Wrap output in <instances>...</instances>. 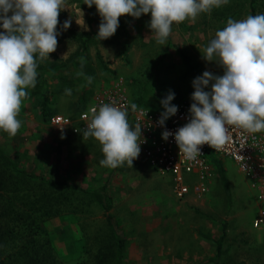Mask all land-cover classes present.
I'll list each match as a JSON object with an SVG mask.
<instances>
[{
  "label": "rangeland",
  "instance_id": "374dc122",
  "mask_svg": "<svg viewBox=\"0 0 264 264\" xmlns=\"http://www.w3.org/2000/svg\"><path fill=\"white\" fill-rule=\"evenodd\" d=\"M66 4L61 18L70 19L71 27L65 31L58 24L56 51L38 61V83L26 89L18 116L21 128L14 137L0 130V148L28 175L24 202L35 200L41 239L50 243L58 263L119 264L124 239L121 264H264V229L254 228L264 201L232 159H213L223 164L228 187L215 168L204 194L192 187L179 199L171 177L157 174L141 153L133 167H103L99 141L60 132L51 122L54 116H75L116 85L138 108L162 113L161 100L169 92L179 108L191 101L195 77L206 70L223 74L201 50L230 17L264 13V0H229L195 21L174 23L166 45L152 36L150 13L139 19L122 15L116 33L101 41L96 6L84 0ZM50 182L60 185L51 188ZM185 182L196 178L185 175Z\"/></svg>",
  "mask_w": 264,
  "mask_h": 264
},
{
  "label": "clouds",
  "instance_id": "9594fccd",
  "mask_svg": "<svg viewBox=\"0 0 264 264\" xmlns=\"http://www.w3.org/2000/svg\"><path fill=\"white\" fill-rule=\"evenodd\" d=\"M227 3L229 0H84L89 8L95 5L101 17L96 35L101 41L116 33L122 15L139 19L150 13L148 27L161 45H166L174 23L195 21L201 13ZM65 8L66 0H0V130L9 137L22 126L18 116L28 95L26 89L38 83V61L50 59L57 49L61 35L58 17ZM71 23L65 20L62 28L66 31ZM201 52L205 61L222 67L223 74L206 70L195 77L189 121L175 133H162L165 141L174 135L180 154L189 160H195L205 144L222 150L233 126L249 133L264 132V13L241 20L230 17ZM65 91L71 95L70 89ZM174 99L175 93L169 92L161 100L160 126L177 113ZM130 107L137 109L135 103ZM128 115L127 107L115 103L92 109L82 135L101 144V166L117 168L127 162L133 167L139 157L144 142L140 139L142 125L131 127Z\"/></svg>",
  "mask_w": 264,
  "mask_h": 264
},
{
  "label": "built area",
  "instance_id": "2783aa9c",
  "mask_svg": "<svg viewBox=\"0 0 264 264\" xmlns=\"http://www.w3.org/2000/svg\"><path fill=\"white\" fill-rule=\"evenodd\" d=\"M104 103L127 107L128 118L133 126L142 125L143 136L140 139H144V142L141 144V155L157 174L171 177L179 199L190 195L192 187H195L197 193L204 194L207 191V184L214 176L213 159L226 157L232 159L239 170L254 182V187L260 192L259 199L264 201V132L249 133L233 126L228 133L230 140L222 150L216 151L205 144L201 146L202 153L195 160H189L180 154L174 135L165 141L162 133L165 130L175 133L189 121L192 100L183 103L177 113L167 119L164 126H160L158 120L161 113L143 107H137L136 111H132L130 107L132 102L124 88L119 85L100 94L94 102L75 116H54L51 122L60 132L83 133L92 118V109ZM185 175L195 176L196 182L188 185L185 182ZM254 228L264 229V209L254 221Z\"/></svg>",
  "mask_w": 264,
  "mask_h": 264
},
{
  "label": "trees",
  "instance_id": "16d2710c",
  "mask_svg": "<svg viewBox=\"0 0 264 264\" xmlns=\"http://www.w3.org/2000/svg\"><path fill=\"white\" fill-rule=\"evenodd\" d=\"M58 19L62 25L61 12ZM84 108L85 106L80 111ZM214 163L218 174L228 187L223 164L218 159ZM26 177L28 175L19 169L12 156L0 148V264H59L50 243L41 239V226L34 215L40 209L34 208L35 200L24 202L21 191ZM50 184L51 188L60 185L54 182ZM73 189L78 190L76 187ZM96 197L102 203V196L96 194ZM107 218L109 223H113L111 214H107ZM125 244L124 239L119 240V264L124 257ZM221 253L222 244H219L218 258Z\"/></svg>",
  "mask_w": 264,
  "mask_h": 264
}]
</instances>
